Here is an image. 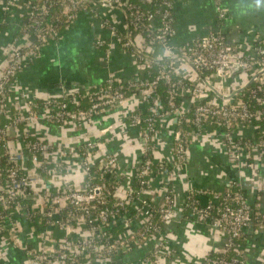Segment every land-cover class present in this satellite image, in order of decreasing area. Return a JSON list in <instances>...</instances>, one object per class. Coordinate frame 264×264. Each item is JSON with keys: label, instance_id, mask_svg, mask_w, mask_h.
<instances>
[{"label": "built area", "instance_id": "obj_1", "mask_svg": "<svg viewBox=\"0 0 264 264\" xmlns=\"http://www.w3.org/2000/svg\"><path fill=\"white\" fill-rule=\"evenodd\" d=\"M24 0L25 25L21 32L26 36H31L33 41L47 44L49 35L54 34L53 24L49 23L50 10L55 5V0ZM41 1V0H40ZM88 6L91 8V0ZM112 6L119 8L125 14V19L130 28L138 31L145 39L146 44L158 45L162 47L168 59L179 58L186 65L195 70L198 74L208 73L204 84L194 82L193 85H186L184 78L174 69L170 60H156L142 54V51L135 50L128 41L123 46L131 47L132 53L141 60L144 69L152 68L153 60L162 61L156 74L149 80L143 77L134 80L119 82V87H114V79L108 78L106 85L99 87L97 91L90 92V87L85 88V95H70L64 93L58 97L42 99V106L26 101L24 109H14L9 107V100L13 89L12 81L15 73L20 69L21 63L28 60L30 52L21 53L24 47L17 41H13L14 50L10 62L0 74V160L6 158L12 167H2L0 164V234L6 232L8 240L16 247L20 248L28 258V264H77L80 260L87 261H109L119 257L122 253L128 252L131 245H140L141 241L157 236L159 242L152 253L143 259L142 264H157L161 256V250L167 245V239L163 236V226L170 219L174 200L165 194L164 204L159 208L148 206V210L143 212V221L140 225L133 227L132 222L136 218L137 212L130 206V201L137 198L142 188L148 183L149 171L159 175L167 166H162V162L140 161L133 173L135 183L139 185L137 191L132 190L128 199H121L117 193V178L112 179L110 173L115 174L116 165L109 160H104L101 164L89 163V149L91 144L86 143L83 149H79L78 155L81 157V168L85 174L93 168L100 172V182L84 184L82 190H77L71 184L61 181L58 188H52L46 181L41 179V174L48 173L52 176L57 168L63 169L66 162V151H58L54 155H49V144L41 139L31 138L28 133L21 132L17 143L27 156L31 166V173L22 172L24 170L25 158L20 154L10 150L9 133L18 131L20 127L29 122H48L65 124L68 122L88 121L91 118L102 114L107 110L122 109L126 105V93L122 91V84L130 89L145 90L148 95L154 92L159 83L165 85L169 94V110L165 111L154 101L148 103V110L151 115L142 119L133 115L131 124L139 125L142 156L151 149L149 143L154 147L153 136L157 129L155 120L166 114H176L175 123L188 126L186 129L173 131V157L174 167H182L186 161V153L190 140L201 138L206 139L208 133L207 125L215 126L223 136V146L227 149V155L237 166L250 167L248 162H242V155L247 151H257L264 156V133L255 140H233L230 135L237 124H246L251 120H264V46L254 44L245 51L228 43L220 30L209 28L207 34L199 39L193 40L189 44H184L176 48L167 45L168 39L174 35L172 7L174 2L179 0H146L147 4L154 7L153 12L141 11L129 0H106ZM218 22L226 19V14L221 7V0H214ZM10 2L7 3V8ZM65 6L62 13L66 20L72 23L78 13L75 0H64ZM157 18L159 27L152 28L149 24ZM47 20V22H46ZM45 21L44 26H42ZM101 28L105 29V24L113 36H116L115 27L103 21ZM31 44L26 48H30ZM40 46L33 45L39 51ZM97 47H104L105 43L97 38ZM256 66L259 67L254 75H250L247 84L237 90L223 92L226 81L237 72H250ZM175 78L177 79L175 81ZM183 79V80H182ZM214 80V85L210 84ZM257 81L258 86L250 90L249 100L255 102L260 107L257 112H251L249 104L243 100H235L236 94L242 92L249 82ZM206 91L204 92V86ZM214 89H213V88ZM183 91L191 96L197 105L192 112V120L185 118V114L175 106L174 95ZM224 93V92H223ZM260 94V97L258 96ZM220 97L218 102L213 97ZM87 96L89 107L86 109H71L72 105L78 106L80 101ZM213 96V97H210ZM61 97V100L58 98ZM161 109V111H159ZM179 110V112H178ZM162 119V118H161ZM8 120V123H1ZM175 124V125H176ZM250 124V123H249ZM141 125L144 129L141 130ZM145 157V156H144ZM164 165V164H163ZM58 171V170H57ZM38 172L40 175H36ZM53 175V176H54ZM171 179L168 181L170 182ZM240 188L235 180H231L226 189L220 193L208 190L192 188L186 195L184 206L191 210V216H197L200 220L206 221L215 229H219L226 234V243L223 254L214 258H206L203 264H243L241 260L236 240L242 234L243 229L256 225H264V214L249 210L244 194L240 193ZM167 192V189H166ZM173 192V190H172ZM196 194L209 196L211 201L206 204L199 203L195 198ZM114 198L117 201L116 209L109 210L100 208L99 204ZM30 203V204H29ZM125 206H128L130 213H125ZM41 215V219L36 222L29 218ZM30 223L32 230L37 231L40 245L38 248L23 246L19 240L20 219ZM157 216L161 226L153 221ZM121 224L125 230L124 235L114 236L112 227ZM141 231V233H140ZM59 236V243L56 246L48 242L53 233ZM1 238V237H0ZM233 256L226 259L227 253Z\"/></svg>", "mask_w": 264, "mask_h": 264}, {"label": "crops", "instance_id": "obj_2", "mask_svg": "<svg viewBox=\"0 0 264 264\" xmlns=\"http://www.w3.org/2000/svg\"><path fill=\"white\" fill-rule=\"evenodd\" d=\"M146 2V0H140ZM10 2L9 7L6 4ZM91 9L78 13L77 18L64 27L56 38L43 45L28 60L21 63L12 81L13 89L9 100L12 110H22L26 101L58 97L64 93H73L81 88L98 87L108 78L125 81L139 78L143 66L138 64L136 55L123 48L121 38L127 39L135 50L156 59H168L164 49L158 45H149L143 36L130 28L125 14L106 0H91ZM214 0H179L172 8L174 35L167 45L178 47L205 36L209 28L220 30L228 43L242 50L251 45L264 44V0H221L226 19L218 22ZM24 0H0V74L10 62L14 43L25 24ZM103 21L112 24L118 36H113L108 28H101ZM157 29L159 22L154 18L150 24ZM100 38L104 49L94 46ZM32 37L20 36L16 45L26 48L32 43ZM174 69L188 82L205 83L208 73L198 74L179 58L168 59ZM259 67L250 72H237L229 78L223 92L237 90L247 84L249 76L254 75ZM214 84L211 80L210 84ZM215 85V84H214ZM216 86V85H215ZM213 88V87H212ZM214 89V88H213ZM130 93L124 108L107 110L88 121L71 122L56 126L43 122H29L18 131H10V150L26 158L21 145L17 143L21 132L43 139L56 150L65 148L76 150L86 141L102 142L98 149L97 159L103 154L112 153L117 157V173L123 174V187H132L130 165L141 160V144L138 128L129 122V115L135 108L143 106L148 92L136 90ZM183 110L190 107L191 99L181 95ZM188 96V95H187ZM213 97V96H210ZM220 102V97H213ZM160 136L157 139L154 157L170 161L173 154L172 134L175 118L166 117L160 120ZM236 128V127H235ZM259 127L253 124L237 127L238 135L255 140ZM207 131V130H206ZM214 132V136H209ZM217 130L208 129L206 139H193L189 143L188 159L182 167L174 168V177L170 182L173 189L175 206L174 218L164 224L163 235L168 240L163 249L165 254L157 264H203L206 258L223 254L226 234L215 229L206 221L188 216L183 208L185 191L189 188L208 190L215 193L224 191L231 180H235L242 190L249 210L264 214V156L257 151H247L242 155V162L251 163L248 167L237 166L225 154L223 143ZM173 164V162H172ZM26 165V163H24ZM67 169L62 177L69 180L76 188H83V172L74 161L67 162ZM55 188L57 177L46 180ZM157 184L156 181H153ZM153 183L154 185H156ZM162 187V188H161ZM166 188L151 187L144 197L152 206L163 203ZM199 203L211 201L209 196H197ZM19 240L23 246L38 248L40 241L37 231L32 230L30 223L20 221ZM242 238L237 243L243 264H264V225L247 227L242 231ZM60 234L53 233L49 244L56 246ZM159 237L147 238L142 244L128 252L122 253L115 260L99 262L87 261L83 264H142L159 242ZM0 264H28L24 252L5 239H0ZM58 264V263H49Z\"/></svg>", "mask_w": 264, "mask_h": 264}, {"label": "trees", "instance_id": "obj_3", "mask_svg": "<svg viewBox=\"0 0 264 264\" xmlns=\"http://www.w3.org/2000/svg\"><path fill=\"white\" fill-rule=\"evenodd\" d=\"M75 1H76V4L77 5H76V10L74 11V13H80V12H83V11H88L93 16L96 15L95 12L88 6L89 4H88V1L87 0H75ZM55 2H56L55 5L50 10L49 23L51 22L53 24V30H54V34L53 35H49L50 41L54 40L56 38L57 34H59L64 29V27H66L67 25L70 24L69 22H67L66 16L62 13L63 7L65 6L64 0H55ZM129 2L131 4H133V5H135L137 8H140L141 11H143V12L144 11L153 12L155 10L154 7L149 6L147 4V2H144V1H140V0H129ZM37 3L42 4L43 1L42 0L41 1L38 0ZM171 12H172V10H171ZM46 22H47V20H46ZM44 23H45V21H43L42 26H44ZM106 27H109L108 24H105V28ZM23 35H26V34L25 33L23 34L21 32V30H20V33L18 35L19 37L14 38L13 41L19 40L20 36H23ZM117 36H118V33L116 32V37ZM143 39H144L145 42H147L144 37H143ZM127 42H128V40L125 39V38H121V40H120V43L122 45H124ZM31 45H30L31 46L30 48H23L21 50V53L22 54H25L27 52H30L31 53V56L30 57H32L37 52V50H35V47L33 45L40 46V45H43V44L40 43V42H37V41H32ZM258 45L264 46V44H262V43H258ZM94 46L96 48H99V49L100 48L101 49H104V47H97L95 45V42H94ZM123 48L126 49L127 51L132 52V48L130 46L129 47H124L123 46ZM142 54L144 55L143 52H142ZM147 57H149V56H147ZM136 60H137L138 64H141V60L138 57L136 58ZM152 62H153L152 68H150V69H144L143 68V74L140 77H143L144 79L149 80L151 77H153L156 74V72L158 70V67L162 64V61H155V60H153ZM134 79L135 78H130V80H134ZM176 80L177 79L175 78V81ZM119 82L122 83L123 81L114 80L112 85L114 87H119L120 86L119 85ZM183 82H185L186 85H193V83L188 82L186 79H184ZM105 85H106V82L104 84L98 86V87H90V92H92V91L95 92V91H97V89L99 87H103ZM122 86H123L122 87V91L126 93V98H127L128 95H130V93H137L135 89H130L125 84H122ZM256 86H258V82L257 81H251V82L248 83V85L246 86V88L242 92H240L239 94H236L235 97H234V99L236 101L237 100H243V101L247 102L249 104L250 111L253 112V113L254 112H257L258 110H260V107L258 105H256L255 102H251L249 100V92H250V90L255 89ZM261 88L264 90V85ZM85 93H86L85 92V88H81L78 91L73 92L70 95L78 94V95H81L82 96V95H85ZM258 96L260 97V94H258ZM181 97H182L181 96V92H176L175 93L174 98H173L174 99L175 106H180L181 105ZM189 97L191 99V96L190 95H189ZM58 99L61 100V97H59ZM154 101L158 104L159 107H161V109H163L165 111H168L169 110V105H168V101H169L168 89L162 83L161 84L159 83L157 89L154 92H152V93L149 94L147 100L144 101L142 107L135 108L132 111V113L129 115V122L131 123V117L133 115L140 116L142 119L148 118L151 115L150 111L148 110V106H149L148 103H152L153 104ZM31 102L33 104H38L39 107L42 106V99H36V100L31 101ZM196 105H197V103L196 102H193L192 99H191L190 107L187 108L188 110H187V113L185 114V118H187L189 121L192 120V112L194 111V108H195ZM76 107L77 108H81V109L88 108L89 107V103L87 101V96L84 97L80 101V103H79L78 106L72 105L71 106V109H75ZM1 123L2 124L3 123L4 124L5 123H8V120H2ZM43 123L52 124V125H56V126H60L61 127L63 125L69 124L70 122L65 123V124L48 123V122H43ZM158 124H159V120L156 119L155 120V127L156 128H159L158 127ZM250 124H253L256 127H259L260 130L258 132L257 138L259 136L263 135V133H264V120H256V119L255 120H251V123ZM214 127L215 126H213V125H207L206 130L207 131H208V129L215 130ZM20 128H23V127H20ZM180 128L181 129H186V128H188V126H185V125H180L179 126L178 124H176L174 130H178ZM142 129H144V125H141V130ZM41 140L43 142H45V140H43V139H41ZM139 142L141 143V140H139ZM149 145H150L151 149L146 153V155H144L145 157L144 156L141 157V160L140 161H145V160H148L150 162L153 161L154 155H153V152L152 151H154V149H153L154 147L152 148V143H149ZM84 147H85V143H83L78 148H76V150L79 151V149H83ZM48 152H50L49 155H54V154L58 153V151L54 147H52V146L49 147ZM172 158L174 159L173 154H172ZM27 159L28 158L26 156V158H25L26 165L24 167V170H22V172H25V173L29 174V173H31L32 169H30L29 167L27 169L26 166L29 165V161ZM0 164L4 168H6V167H12L11 163L6 158H3L2 160H0ZM80 169L83 172L81 166H80ZM35 174L36 175H40L41 173L39 174L38 172H35ZM41 175H43V174H41ZM109 175H110V177L112 179H114L115 178V175H118L117 170H116L115 174L113 172H111ZM100 176H101V174H100L99 171H97L96 169L91 168L87 172V174H85L83 172V183L84 184L89 183V185L90 184H93V183H99L100 182ZM168 183H169V181H168ZM138 189H139V185L137 184V182L135 183V181H134V185L132 186V190L137 191ZM166 189H167L166 194L172 199L173 198V192H172L173 189H172L171 183H169L167 185ZM240 193L243 194L242 190H240ZM115 203H117V201H115L114 198H110L109 200H106L102 204H99L97 206H99L100 208H106L107 207L109 210H113V209H116L117 208V206H116ZM153 207L154 208H159L157 206H153ZM183 208L187 211L188 216H191L192 215V212H191L190 209H188V207L186 208L183 205ZM129 209L130 208L128 206H125V213H130L131 211L129 212ZM132 213L133 212H131L130 215ZM17 218L20 219V220H22L21 216H18ZM37 219H41V215L40 214H37L36 216H34L32 218H29L30 221H34V222H36ZM152 219H153V221L155 223H157L158 226H161V222H160V220H159V218L157 216H154ZM23 221H26V220H23ZM111 230H112V234L114 236H122L125 233V230L122 228V225L121 224H119V225H117L115 227H112ZM140 233H141V231H140ZM242 235L243 234H241L240 237L236 240L237 243L240 240V238H242ZM0 237H1L0 239L3 238L5 240L9 241L8 240V234L6 232H3L2 234H0ZM142 243H143V241H141V244ZM136 246L137 245H131L130 250L134 249ZM210 256L211 257H215L214 255H210ZM231 256H233V254L231 252L227 253V255H226L227 258L226 259L228 260V258L231 257ZM83 263H85V261L84 260H80L79 263H77V264H83Z\"/></svg>", "mask_w": 264, "mask_h": 264}, {"label": "rangeland", "instance_id": "obj_4", "mask_svg": "<svg viewBox=\"0 0 264 264\" xmlns=\"http://www.w3.org/2000/svg\"><path fill=\"white\" fill-rule=\"evenodd\" d=\"M6 6H7V4H6ZM194 83L197 84L196 82H194ZM200 84H204V83H200ZM203 86H204V88H203L204 89V92H206V94H209V92L206 91V86L205 85H203ZM185 94L186 93L184 91H183V94L181 92V95L184 96ZM222 95H226V94L223 93V92H221L220 93V96H222ZM186 97H189V95L187 96V94H186ZM181 108H182V105H180L179 109H181ZM112 110H117V109H112ZM187 110L188 109H184V110H180V111H182V112L185 113ZM159 111H161V109H159ZM178 112H179V110H178ZM175 115H176L175 113L174 114H166V115L162 116L161 118L162 119L163 118H166V117H172V118H174ZM161 118H160V120H161ZM160 120H159V122H160ZM249 123H251V122H249ZM249 123L241 124V125L240 124H237L236 125V128H234L233 131L231 132L230 141H231V139H233V140H241V141L242 140L243 141L244 140H249V139H246V138H243V137L239 136L238 135V131L236 132L237 127H240V126L246 127L247 125L248 126L250 125ZM132 125L136 126L135 124H132ZM136 127L138 128V136H140L139 125L136 126ZM160 132L161 131L158 128L157 131H156V133L153 136V140H154V148H153L154 151H152L153 152V155L155 154V149H156V145H157L156 141H157V139L160 136ZM216 134H217L216 136H219V138L221 139V141L223 143L224 138L221 135V133L219 131H217ZM212 135L214 136V132L211 133L209 136L212 137ZM33 138H35V137H33ZM37 139H39V138H37ZM196 139L203 140L201 138H196ZM191 141L192 140H190V142ZM172 142H173V134H172ZM86 143L91 144V147L89 149V152H91V154H89L90 155L89 156V163L90 164H94V165L101 164L102 162H104V160H108V159H106V157H109V160L112 161L114 165H116V170H117V157L114 154H112V153H106V154H103L102 157H100L99 159H97V152H98V149L102 148V142H99V141H86L85 144ZM223 148H224V146H223ZM188 149H189V144H188L187 153H186V158L187 159H188ZM59 150L66 151V159L67 160H66L65 164L63 163V169L57 168L58 171L55 170L54 173H58V174H55V175L53 174L54 176L53 175L52 176H47L48 173L46 172L43 175H41V179L44 180V181H46L50 177H57L58 178V182L55 185V190L58 188V186H59V184H60L61 181H63V182L65 181L67 184H71L72 187L75 188V189H77V190H82V189L76 188L72 182H70L69 180H67L64 177H62L63 174L65 173V170L67 169V165L66 164H67L68 161H74V162H76V164H78V166H81V157L78 155V151L77 150L65 149V148L57 149V151H59ZM224 151H225V154L227 155V153H226L227 149L226 148H224ZM141 157H142V151H141ZM153 159H154V163L162 162L164 164V165L162 164V166H167V168L164 171L162 170V172L159 175H156V174L152 173L151 171H149V174H148L149 183H148V185L145 188H142V190L139 193V195H138L137 198H135L132 201H130L131 208L133 210H136L137 209L136 210V212H137L136 218L132 222V226L133 227L138 226V225H140L142 223L143 218H144L143 217V212H145L146 210H148V206H152V203H150L144 197L145 192L150 188V186L151 187H156V188L157 187L159 188L160 186H163V187L166 188L167 185L169 184L168 183V180L171 179V178L173 179V177H174V168L175 167L172 164V159L170 161L164 160L162 157H154ZM187 159H186V161H187ZM138 163L132 164V165L129 166V168L131 170V176H132V186L134 185V179H133L134 169H135V167H136V165ZM184 164L185 163H183L182 166H184ZM248 164L252 165L251 163H248ZM26 167H27V169H28V167L31 169L30 164L28 166H26ZM116 178H117V184H118V186H117L118 197L121 198V199H123V198L128 199L129 195L132 193V187L129 190H127V189H125L123 187V178H124V175L123 174L116 175ZM153 181H156L157 184L155 182H153ZM153 183H155L156 185H154ZM190 189H192V188H189V189H187L184 192L185 195H186V193ZM165 194H166V192L163 195V200H165ZM196 195L197 196H203V195H199V194H196ZM164 202L160 206H158V207H161L164 204ZM174 214H175V206H174V203H173V207H172L170 219L167 222H169L170 220H172L174 218ZM194 217L196 218V220H200L197 216H194ZM57 233L60 234V235L62 234L61 232H57ZM160 250H161V252H160L161 253V256L160 257H162L163 255L164 256H170V254H169L170 252L168 254H165L166 252L164 250H162V249H160Z\"/></svg>", "mask_w": 264, "mask_h": 264}, {"label": "water", "instance_id": "obj_5", "mask_svg": "<svg viewBox=\"0 0 264 264\" xmlns=\"http://www.w3.org/2000/svg\"><path fill=\"white\" fill-rule=\"evenodd\" d=\"M176 121V120H175Z\"/></svg>", "mask_w": 264, "mask_h": 264}]
</instances>
